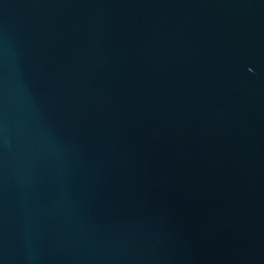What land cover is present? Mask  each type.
I'll list each match as a JSON object with an SVG mask.
<instances>
[{
	"label": "water",
	"instance_id": "95a60500",
	"mask_svg": "<svg viewBox=\"0 0 264 264\" xmlns=\"http://www.w3.org/2000/svg\"><path fill=\"white\" fill-rule=\"evenodd\" d=\"M0 264H264V0H0Z\"/></svg>",
	"mask_w": 264,
	"mask_h": 264
}]
</instances>
